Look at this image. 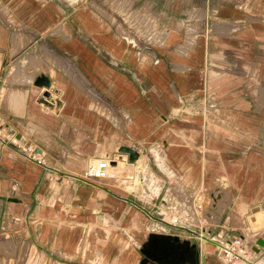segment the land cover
I'll use <instances>...</instances> for the list:
<instances>
[{"label":"crops","instance_id":"crops-1","mask_svg":"<svg viewBox=\"0 0 264 264\" xmlns=\"http://www.w3.org/2000/svg\"><path fill=\"white\" fill-rule=\"evenodd\" d=\"M73 2L0 0V247H12L0 248V264H27L22 244L40 264L93 255L97 264H206L211 245L219 264L197 224L264 241V0H141L161 4L154 12L167 28H196L171 30L144 52L82 5L90 0ZM188 2L199 10L186 14ZM39 76L51 93L33 84ZM122 146L136 151L132 163L79 178ZM198 192L195 221L186 198ZM164 198L178 226L165 220ZM154 224L180 233L148 230ZM255 254L239 264H264V245Z\"/></svg>","mask_w":264,"mask_h":264},{"label":"rangeland","instance_id":"rangeland-1","mask_svg":"<svg viewBox=\"0 0 264 264\" xmlns=\"http://www.w3.org/2000/svg\"><path fill=\"white\" fill-rule=\"evenodd\" d=\"M79 1L80 0H74L73 5H75V6L79 5V7H80L81 4L78 3ZM111 2H110V0H90L89 3H86V4L83 3L82 5H87V6H89L88 9L94 11L95 13L99 12L100 14H102L104 16L105 25H106V27H108V30H110L112 33H116L117 37L119 39H121L125 43V45H129V44H127V41L128 42H130V41L125 38V37H128L130 40L133 41L132 42L133 44H135L137 47L139 46L143 50L142 52H144V49H146V48L155 49V48H159L160 45L162 46V44H164V43L167 44L170 41V38L172 37L171 30H177V29H179L180 31L184 30L185 33H187V32L189 33L192 30L196 31V28H191L190 27L191 25H188L187 24L188 22H185V20H178L180 22L179 25L169 24L168 28L166 26H164V23H165L164 20L157 18L156 17L157 14H155V12H154L155 9H159V7L161 5L159 3H152V4L142 3L141 0L135 1L133 4L131 3L130 0H116V2L114 0H111ZM150 5H152V8L150 7ZM198 7H199V4H193L190 2L186 3V6H185L186 14H188V11L191 9L199 10ZM200 11L202 12V10H200ZM199 14H202V13H199ZM117 29H119V30H117ZM187 36L188 35L185 34V37H187ZM139 47H138V49H139ZM143 54L144 53H142V56H143ZM75 62H76V60H75ZM50 90H51L50 92H52V89H50ZM111 111H113V110H111ZM156 151H158V150H154L153 153L155 154ZM155 163H156L157 167L162 172H164L166 175L170 176L167 173V171L165 170V167L162 168L158 161ZM149 169L153 172V176L156 177L155 172H154L155 167L153 166V168H152V166H151V167H149ZM128 170L130 171V169H128ZM144 170H147V168L145 167ZM116 174L121 177L120 180H124L122 178L125 177V175L127 176L128 174H130V172L127 174H124V175H120L119 173H114V175H116ZM135 181H136V186L140 187V183H139L140 180L135 178ZM151 196H153V195H151ZM158 199H159V197L157 199H155L153 196L151 203H154L156 206ZM163 201L164 202H163V206H162L161 211L165 215V218H166L165 220L169 221L170 218L172 219L173 217L177 216V214H174L175 211L172 210L171 208L166 207L165 198L163 199ZM137 202L139 203L140 201H137ZM140 205L148 206L147 210H150V212H153V215L155 217H157V218L161 217L155 213V210H156L155 206L152 207V206L147 205L146 203H144L142 201L140 202ZM190 210H191V213H193L195 215V221L198 217L201 219L200 213L197 210H195V208H193L191 206ZM232 212H235L236 215L241 216V214H240L241 212L239 210H237V211L233 210ZM30 214H31V208L27 209L25 217L29 216ZM194 215H192V217H194ZM13 218H17V217L14 216V214L12 212V214L9 216V219L13 220ZM226 224L227 223H225V225ZM174 225L178 226L179 224L175 223ZM197 226L200 228H206L205 225H202V224H197ZM159 227H162V229ZM14 228L10 227L9 229L13 230ZM218 228H219L218 226L215 228H211V230L207 231L208 233H205L204 235L208 239L210 237H214V239L222 241L223 237H221V235H222V229L223 228L220 229L219 232H217ZM241 228L242 229H239L238 233H240L242 235H244V234L247 235L250 232L247 230V228H245L243 226ZM151 229L154 232L155 231H158V232L162 231V232L180 233L177 231L178 229L174 230L173 227H169L168 225L166 226L163 224H156V225L154 224L152 226H149L148 230H151ZM189 229L194 231L193 227L192 228L189 227ZM145 232H149L150 234L153 233V232H150L147 230H145ZM87 233H88V231H87ZM182 234L188 235L186 232H184ZM107 235H105V236H107ZM0 240H2V238H0ZM201 243L205 246L207 244V242H205L203 240H201ZM1 245H2V247H0V248H2L3 250H6V248L8 246L10 248H12L11 245L5 241H1ZM22 246H24V252H26V254H27L25 256L26 257L25 260H26L27 264H29L28 262H31V263L36 262L35 264H40L39 261H35L34 257H32V255L34 256L33 253L36 249L32 245H29V244H22ZM224 247H228L227 252H228V255H230L232 253L229 249L230 243H228V242L224 243ZM206 249L210 253L212 246L208 245L206 247ZM90 251H93V250L90 249L89 252ZM89 252H86V253L89 254ZM209 253L206 256V261H207L206 264H209V260L211 262L210 264H216L214 259H211ZM254 254H255V252L250 249V250H246L245 253L242 254V256H241V253H240V255L238 254V257H241L242 259H245V260H249V259L252 260L256 256V254L255 255ZM214 255H215L217 261L219 262V264H228V262L225 260L223 254H222V251L218 252V249L216 248ZM83 256H86V254H83ZM93 258H94V255H93V257L88 256L85 259H80V262H82V264H97ZM170 261L173 263L175 262L172 254L170 256ZM234 261H236L237 263L239 262V260H234ZM253 262H255V261H253Z\"/></svg>","mask_w":264,"mask_h":264},{"label":"built area","instance_id":"built-area-1","mask_svg":"<svg viewBox=\"0 0 264 264\" xmlns=\"http://www.w3.org/2000/svg\"><path fill=\"white\" fill-rule=\"evenodd\" d=\"M41 87H43L41 89H44V91L48 88L44 86H41ZM46 91L50 92L51 90H46ZM21 150L25 153V156L29 160L35 162L36 164H40V165L43 164L42 158L40 156H37V154L34 152V150L30 146L28 145L23 146L21 147ZM134 159L135 158H133L132 160H129L128 153L119 151V150L114 151L110 155L105 154L104 156L96 159L91 170L83 172L81 175H79V178L81 179H103V178L111 177L113 170H115L112 168L116 167L117 164L119 165L120 163L121 165H123L126 163H132ZM126 178L132 179V175H128ZM203 198L204 197H202V195L198 192L194 194L191 198L187 197L186 202H188V205H191L193 208H195V210L201 213L204 208L202 204ZM177 220H178V216H175L172 219L171 218L169 219L170 223L172 224L176 223ZM205 233H207V231H205V228H198L197 238L199 240L206 239L207 237L204 235ZM209 239L215 243V247L218 249V252L222 251V254L225 260L228 262V264H239V262L246 261L245 259L238 257V254L240 255L241 253V256H242V254H244L246 250H250L251 245L249 243L244 242V240L241 237L229 236V235L223 236V239H222L223 242L217 239H214V237H210ZM226 242L230 243L229 249L232 252L230 255H228V252H227L228 249L224 247V243ZM234 260H239V262L237 263Z\"/></svg>","mask_w":264,"mask_h":264},{"label":"water","instance_id":"water-1","mask_svg":"<svg viewBox=\"0 0 264 264\" xmlns=\"http://www.w3.org/2000/svg\"><path fill=\"white\" fill-rule=\"evenodd\" d=\"M48 83L49 82L39 81L37 77L33 81V84L38 87H41V86L47 87ZM46 94H47V91H44L43 95H46ZM119 151L127 152L129 160H132L133 158L136 157V152L129 147L122 146L121 148H119ZM263 245H264V241L262 239H257L254 245H252L250 249L253 250L254 252H258L259 248L262 247Z\"/></svg>","mask_w":264,"mask_h":264},{"label":"bare ground","instance_id":"bare-ground-1","mask_svg":"<svg viewBox=\"0 0 264 264\" xmlns=\"http://www.w3.org/2000/svg\"><path fill=\"white\" fill-rule=\"evenodd\" d=\"M43 75H44V74H43ZM45 76H46V75H45ZM38 80H39V81H44V82H49L50 79L48 80L47 77L39 76V77H38ZM48 85H49V84H48ZM92 167H93V166H91L89 170H91ZM116 167H117V166H116ZM116 167H115V168H116ZM117 171H118V170H117ZM118 173H119V171H118ZM163 208H164V207H163ZM225 248L228 249V247H225Z\"/></svg>","mask_w":264,"mask_h":264}]
</instances>
